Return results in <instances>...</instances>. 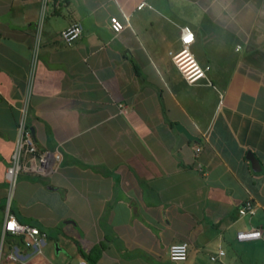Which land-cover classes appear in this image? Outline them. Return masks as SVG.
I'll return each mask as SVG.
<instances>
[{
    "label": "crops",
    "instance_id": "obj_1",
    "mask_svg": "<svg viewBox=\"0 0 264 264\" xmlns=\"http://www.w3.org/2000/svg\"><path fill=\"white\" fill-rule=\"evenodd\" d=\"M74 22L66 45L59 33ZM183 26L208 66L191 84L169 61ZM24 100L55 165L20 173L9 193ZM246 200L253 214L238 215ZM6 213L38 228L39 251L2 233ZM251 229L259 238L236 239ZM179 242L186 257L174 262ZM80 259L264 264V0H0V264Z\"/></svg>",
    "mask_w": 264,
    "mask_h": 264
},
{
    "label": "built area",
    "instance_id": "obj_2",
    "mask_svg": "<svg viewBox=\"0 0 264 264\" xmlns=\"http://www.w3.org/2000/svg\"><path fill=\"white\" fill-rule=\"evenodd\" d=\"M143 5L144 2H141L137 5V8L139 9ZM110 23L111 29L113 31L117 32L121 29L120 23L114 18L110 19ZM80 33L81 25L78 22H74L62 29L59 33V36L66 45H70L79 37ZM192 39L193 35L189 27H181L180 42L184 49L179 51L186 52L187 54L183 56L179 55L180 57L177 59L173 57V63L178 69V72L184 81L189 84L194 83L195 81L193 80L199 76L200 77L197 80L204 78L205 72L208 70V66L200 65L189 51L188 45L191 43ZM177 52L174 55L179 54ZM187 55H189V58H191L190 60L185 57ZM25 100L22 101L21 105L19 106V114L16 123V135L13 142V148L9 155V164L6 166L4 171V179L9 193H11L14 189L16 179L20 173L25 172L45 177L52 172L55 165L54 155L47 150H40L36 146L31 130L26 122L28 101ZM118 106L121 110L124 109L121 104ZM198 150L199 148L196 147L195 151ZM253 211V203L249 200H246L238 208L237 214L251 215L253 214ZM2 233L27 235L28 238L26 241H24V245L37 251H39L43 242V235L40 234L37 227L31 226L27 223H21L12 217V215L7 213L2 223ZM235 235L236 239L238 240H248L259 238L260 233L258 230L251 229L249 231H237ZM186 250L187 244L185 242L170 244L167 250L169 260L174 262L183 261L186 257ZM11 252L12 253L9 254L11 259H16L19 256L16 250H12ZM222 254V250L218 249L217 256H221ZM209 259L213 261L215 256L211 255ZM77 264H86V262L83 259H80Z\"/></svg>",
    "mask_w": 264,
    "mask_h": 264
},
{
    "label": "water",
    "instance_id": "obj_3",
    "mask_svg": "<svg viewBox=\"0 0 264 264\" xmlns=\"http://www.w3.org/2000/svg\"><path fill=\"white\" fill-rule=\"evenodd\" d=\"M184 49V47L182 46L179 50ZM178 50V51H179ZM178 130L182 131L186 136H188V134L186 133V131L184 129H182L181 127L177 126L176 127ZM247 159L252 163L255 164V162L257 163L256 159L253 157V155H251V153H247L246 154Z\"/></svg>",
    "mask_w": 264,
    "mask_h": 264
},
{
    "label": "rangeland",
    "instance_id": "obj_4",
    "mask_svg": "<svg viewBox=\"0 0 264 264\" xmlns=\"http://www.w3.org/2000/svg\"><path fill=\"white\" fill-rule=\"evenodd\" d=\"M167 42H168V41H167ZM173 43H174L173 41H170V42H168V45L170 46V45L173 44ZM197 45H198V42H196V43H192L190 47H197ZM176 52H177V51H175V52H170V54H169V61H170V63L174 66V68L178 71V69L176 68V66H175L174 63H173V57L176 56V55H174Z\"/></svg>",
    "mask_w": 264,
    "mask_h": 264
},
{
    "label": "bare ground",
    "instance_id": "obj_5",
    "mask_svg": "<svg viewBox=\"0 0 264 264\" xmlns=\"http://www.w3.org/2000/svg\"><path fill=\"white\" fill-rule=\"evenodd\" d=\"M177 53H179V54H177V55L174 57L175 59H177V58L180 57V56H183V55L187 54L186 52H183V51H182V52L179 51V52H177ZM179 55H180V56H179ZM185 57H187L188 60L191 59V58H189V55H187V56H185ZM180 66H182V65H180ZM183 69H184V67H183ZM199 77H200V76H199ZM199 77H198V78H199ZM198 78L194 79L193 81H196Z\"/></svg>",
    "mask_w": 264,
    "mask_h": 264
},
{
    "label": "snow or ice",
    "instance_id": "obj_6",
    "mask_svg": "<svg viewBox=\"0 0 264 264\" xmlns=\"http://www.w3.org/2000/svg\"><path fill=\"white\" fill-rule=\"evenodd\" d=\"M10 227H11V225H10Z\"/></svg>",
    "mask_w": 264,
    "mask_h": 264
}]
</instances>
